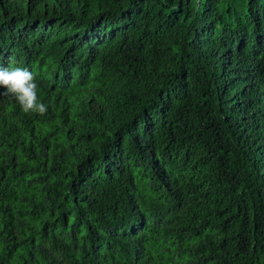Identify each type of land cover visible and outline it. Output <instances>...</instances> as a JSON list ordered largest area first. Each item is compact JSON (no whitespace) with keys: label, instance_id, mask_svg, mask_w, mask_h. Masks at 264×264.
I'll return each mask as SVG.
<instances>
[{"label":"trees","instance_id":"16d2710c","mask_svg":"<svg viewBox=\"0 0 264 264\" xmlns=\"http://www.w3.org/2000/svg\"><path fill=\"white\" fill-rule=\"evenodd\" d=\"M0 65V264H264V0H0Z\"/></svg>","mask_w":264,"mask_h":264},{"label":"clouds","instance_id":"9594fccd","mask_svg":"<svg viewBox=\"0 0 264 264\" xmlns=\"http://www.w3.org/2000/svg\"><path fill=\"white\" fill-rule=\"evenodd\" d=\"M0 96H8L16 101L25 113L35 112L45 115L48 107L39 101V85L35 74L27 67L0 65Z\"/></svg>","mask_w":264,"mask_h":264}]
</instances>
